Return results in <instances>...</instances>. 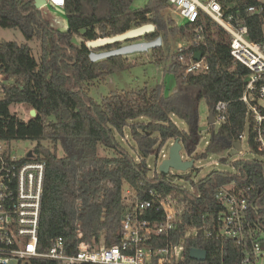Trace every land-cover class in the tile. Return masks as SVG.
<instances>
[{"label":"trees","instance_id":"16d2710c","mask_svg":"<svg viewBox=\"0 0 264 264\" xmlns=\"http://www.w3.org/2000/svg\"><path fill=\"white\" fill-rule=\"evenodd\" d=\"M134 0H66L68 29L52 27L34 0H0V26L17 28L27 40L38 39L42 54L37 59L29 43L0 37V71L12 82L0 100V139H31L35 152L46 160V178L39 229L40 251H48L57 238H63L69 253L75 252L80 238L105 244L118 242V231L126 207L124 188L138 191L151 187L177 200L181 213L174 234L186 238L187 264H236L240 250L232 240H215L187 235L201 225L206 214L217 215L220 204L215 195L220 186L236 181L239 187L251 186L252 195L264 192V162L234 160L235 171L212 170L193 179V170L184 177L193 188L166 181V173L150 176L147 159L158 155L170 139L180 138L186 152L195 160L214 152L228 151L244 131L246 105L240 100L248 69L236 63L230 54V37L218 25L206 23V43L188 51L209 54L210 68L201 73L186 72L184 65L173 64L170 70L176 89L164 92V85L115 91L97 102L85 84L129 68L128 58L118 55L93 61L89 40L113 36L145 23L157 30L146 39L169 35H196L193 26H178L164 14L168 0H149L145 7L134 9ZM250 38L263 37L261 17H249ZM76 37L83 39L77 43ZM119 43L101 47L109 50ZM169 49H152L158 60L166 61ZM177 55V51L173 56ZM205 99L210 111L218 101L229 102V118L217 130L211 125V138L205 150L197 147L200 131V102ZM36 109L35 117L23 120L11 111L13 105ZM147 122H134L140 117ZM177 116L187 124L183 129L173 120ZM136 143L137 158L122 145L118 135L125 128ZM251 144L255 147L253 139ZM111 151L113 154H104ZM174 180L175 175H171ZM158 215V214H157ZM160 216V214L158 215ZM192 248L207 251L204 261L190 257ZM36 264H57L45 261Z\"/></svg>","mask_w":264,"mask_h":264},{"label":"built area","instance_id":"2783aa9c","mask_svg":"<svg viewBox=\"0 0 264 264\" xmlns=\"http://www.w3.org/2000/svg\"><path fill=\"white\" fill-rule=\"evenodd\" d=\"M44 7L63 14L61 10H65L66 0H46ZM167 7L178 26L184 21V26L194 27L196 36L187 38L188 43H178L177 55L171 62L172 65H184L187 73H201L210 68L208 53L202 52L201 59L197 60L195 56L199 51H188L206 43L208 21L229 35L232 58L248 69L240 97L246 105V122L237 140L241 142L239 153L243 152L242 143L247 139L251 149L262 156L255 160L264 162V0H168ZM249 17L262 19L263 37L259 41L250 38ZM11 82L10 76L0 71V100L5 97L6 86ZM228 106L227 101L216 103L214 126L220 127L227 121ZM30 111L28 114L32 117ZM252 139L255 147L251 144ZM15 140L0 139V264H36L40 261L57 264H187L186 238L174 234L181 209L173 195L163 194L154 187L142 192L125 186L126 210L117 243L106 245L104 235L99 242L82 240L79 223L81 240L75 252L67 251L63 238H57L50 250L40 251L39 229L47 163L35 152L37 143L17 156ZM163 151L160 153L165 157ZM192 169L179 174L169 172L166 181L185 180L189 187L182 186L192 189V181L184 177ZM156 170L151 177L160 176L161 172ZM171 175H175L174 180ZM252 189L251 186L239 187L236 181L220 186L215 195L221 206L218 214H206L202 224L192 227L186 236L203 234L210 239L232 240L241 253L236 264H264V192L259 191V195L253 196Z\"/></svg>","mask_w":264,"mask_h":264},{"label":"rangeland","instance_id":"374dc122","mask_svg":"<svg viewBox=\"0 0 264 264\" xmlns=\"http://www.w3.org/2000/svg\"><path fill=\"white\" fill-rule=\"evenodd\" d=\"M149 0H134L132 7L134 9H141L145 7V5L148 3ZM42 12L43 17L50 22L52 27H54L57 30L65 31L68 29V18L67 16L57 13L53 9L49 7H44L39 9ZM164 14L166 17H169L170 11L168 7L165 9ZM171 18V16H170ZM172 19V18H171ZM185 22L181 21L179 22V26H184ZM147 35V34H146ZM146 35H142L134 40L131 41H125L119 43L120 45H125L133 42H139V41H149L146 39ZM162 45L164 49L168 48L169 53H167V59L166 61L158 60V58L154 57L152 54V49L145 51V52H135L131 53L129 55H124V57L128 58V60L133 63L129 68L121 71H117L107 77L100 78L97 80H93L91 82H87L86 87L89 89L90 96L93 97L97 102H101L102 99L105 96H108L112 92L115 91H122V90H130V89H138L147 86L148 89H152L156 87L159 84L163 83L164 92L166 94H170L176 89V79L173 74V72L170 70V67L172 66L173 62V55L176 52L178 48V43L180 42H187L186 36H173L169 35L167 38L165 36H162ZM0 37L5 40H15L19 44L22 43H29L32 46L33 53L37 59L41 57L42 49H41V43L38 39L34 38L33 40H27L24 36V34L17 28H5L0 26ZM76 42L80 44V42L83 41L82 38L76 37ZM188 43V42H187ZM158 46V47H160ZM118 46H115L116 48ZM105 49L98 48L95 51H104ZM264 105V101L262 102ZM29 110L30 108L26 107L25 105H13L11 106V111L13 113L18 114L21 118L28 120L30 118L29 116ZM210 114V108L208 103L205 99H203L200 102V131L202 134V138L198 144L197 150L203 151L205 150L206 146L209 143V140L211 138V131L210 127L213 124H209L208 118ZM174 121L183 129H187V124L178 118L177 116L173 117ZM147 122V117H140L134 122ZM215 130L219 128V125H215ZM248 130V128H247ZM118 138L122 145L130 152L131 155L135 156L137 158V152H136V143L133 140L130 128H125V134L118 135ZM175 139H170L167 141L165 146L163 147L164 153L166 154L165 157L169 156L170 149L172 144L174 143ZM16 151L15 154L17 156H21L24 151L32 149L36 142L31 139H16L14 141ZM242 149L243 152L238 153L236 155H231L230 150L223 151V152H214L209 154L207 158L195 160L194 167H201L199 170H193L192 174L193 177L198 179V177L204 176L208 172L212 170H222V171H235L234 167V160H255V159H262V156L260 154L255 153L250 145L247 139H245L242 143ZM104 154L112 155L113 153L111 151H103ZM181 154L183 156V159L187 160L190 156L185 148L183 147ZM165 157L163 153H160L159 155L152 154L148 157L147 162L150 166V175L154 173L156 169H159L161 163L165 160ZM193 159L192 156H190V160ZM190 170V169H189ZM157 171V170H156ZM155 171V172H156ZM172 174H179L184 171L171 168L170 171ZM177 183L181 185H186L189 187L188 182L185 180L177 179Z\"/></svg>","mask_w":264,"mask_h":264},{"label":"water","instance_id":"95a60500","mask_svg":"<svg viewBox=\"0 0 264 264\" xmlns=\"http://www.w3.org/2000/svg\"><path fill=\"white\" fill-rule=\"evenodd\" d=\"M45 4H46V0H34V5L37 9L42 8V6ZM61 13L66 15L65 10H61ZM156 30L157 27L154 23H145L140 26L133 27L127 30L126 32L117 35L89 40L87 41L86 45L91 50L90 58L93 61H98L111 56H118V55L124 56V55H129L131 53L145 52L150 49L156 48L162 45L161 36L157 37L154 40L133 42L125 45H120L116 48H111L109 50H104L99 52L95 51L96 49L107 45L134 40L142 35L153 33ZM195 57L197 60H200L202 57V52L201 51L197 52ZM30 113L32 117H35L37 111L36 109H31ZM208 122L209 124L214 123V110L210 111ZM182 149H183V145L180 138H176L171 146L170 154L168 158H166L161 163L159 167V171L168 174L171 171V168H175L181 171H187L189 169H192L195 164V159L184 160L181 155ZM240 149H241V142L240 141L235 142L234 148L230 152L231 155L238 154ZM31 154L32 152H29V155ZM190 257L199 261H204L207 257V251L201 248H192L190 250Z\"/></svg>","mask_w":264,"mask_h":264}]
</instances>
